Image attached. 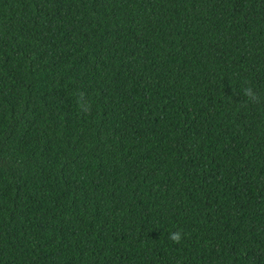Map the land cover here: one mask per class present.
<instances>
[{"label":"trees","instance_id":"1","mask_svg":"<svg viewBox=\"0 0 264 264\" xmlns=\"http://www.w3.org/2000/svg\"><path fill=\"white\" fill-rule=\"evenodd\" d=\"M0 264H264V0H0Z\"/></svg>","mask_w":264,"mask_h":264},{"label":"clouds","instance_id":"2","mask_svg":"<svg viewBox=\"0 0 264 264\" xmlns=\"http://www.w3.org/2000/svg\"><path fill=\"white\" fill-rule=\"evenodd\" d=\"M244 91L245 95H249V89H245ZM250 99L257 100L258 97L253 94L252 96H250ZM84 111L87 112L88 108H85ZM169 239H171L174 243H180L182 240V233L180 231L172 232L169 234Z\"/></svg>","mask_w":264,"mask_h":264}]
</instances>
